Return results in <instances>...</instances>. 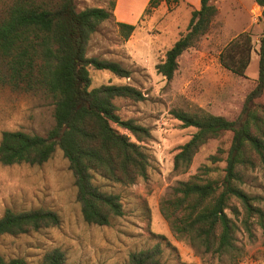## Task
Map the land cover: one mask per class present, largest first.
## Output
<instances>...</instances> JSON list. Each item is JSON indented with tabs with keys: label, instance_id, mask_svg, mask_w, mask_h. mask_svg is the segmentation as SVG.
<instances>
[{
	"label": "trees",
	"instance_id": "16d2710c",
	"mask_svg": "<svg viewBox=\"0 0 264 264\" xmlns=\"http://www.w3.org/2000/svg\"><path fill=\"white\" fill-rule=\"evenodd\" d=\"M161 1L150 0L146 11ZM165 1L178 4L184 0ZM255 2L262 8L263 21L259 74L238 117L230 120L204 110L172 111L184 127L196 128L176 153L175 170L187 171L201 147L226 131L232 132L231 145L226 151L218 149L209 157L211 164L202 165L188 179L179 181L160 201V211L178 237L202 246L207 253L227 254L234 262L245 256L236 243L237 231L244 229L251 236L254 224L264 226V208L243 187L248 169L257 165L264 169V104L257 101L264 93V0ZM115 3L112 0L108 8L80 9L78 0H0V85L50 96L55 119L45 135L4 130L0 162L40 165L59 147L69 161L83 218L96 225H109L113 217L124 214V206L119 194L105 191L94 182V174L131 185L139 178H147L150 165L142 144L150 137V130L134 119H124L114 101L118 97L141 100L143 92L131 84L92 87L91 67L109 70L119 77L131 75V70L118 61L87 55L92 35L102 22L114 16ZM217 13L214 0H201L199 8L193 7L186 32L157 63L158 73L173 78L179 56L210 30ZM117 24L126 38L135 29L132 24ZM253 50L251 33L240 32L220 52V63L244 76ZM221 161L225 162L224 173L215 175ZM60 222L59 213L52 209L17 212L7 208L0 217V237L29 233ZM161 253V246L156 244L132 252L127 264H162ZM0 264L31 263L20 256L6 259L0 253ZM41 264L78 263H68L65 251L54 247L44 253Z\"/></svg>",
	"mask_w": 264,
	"mask_h": 264
},
{
	"label": "rangeland",
	"instance_id": "374dc122",
	"mask_svg": "<svg viewBox=\"0 0 264 264\" xmlns=\"http://www.w3.org/2000/svg\"><path fill=\"white\" fill-rule=\"evenodd\" d=\"M111 1L78 0V5L80 9L109 7ZM214 3L218 13L210 30L179 56L178 68L171 79L158 73L156 65L186 32L195 6L186 0L178 4L161 1L144 13L139 22L143 36L138 42L135 39L134 45L130 36L122 34L113 17L101 23L92 35L87 55L118 61L131 70V75L119 77L109 70L91 67L92 87L131 84L143 92L141 100L118 97L114 101L124 119H134L150 130V137L142 141L149 155L148 176L134 184L122 185L95 173L94 182L105 191L119 194L124 206V214L113 217L109 225H96L83 218L69 161L59 147L40 165L0 162V217L7 208L20 212L40 207L55 210L61 217L55 226L2 235L0 253L6 259L20 256L31 264H41L47 250L60 247L68 263L127 264L132 252L159 244L162 264H264V226L254 224L251 236L244 229L237 231L236 243L245 256L234 262L227 254L207 253L202 246L178 237L160 211V201L173 187L202 165L211 164L209 157L218 149L228 150L233 136L226 131L211 139L195 155L187 171H177L174 157L196 128L184 127L172 111L204 110L235 119L257 82L263 28L261 6L255 0H214ZM243 31L251 33L254 50L246 74L240 76L222 66L219 54ZM257 101L264 104V93ZM53 112L54 101L45 93L0 85V139L4 130L45 135L55 124ZM222 155L225 157L226 153ZM218 165L220 169L215 175L224 173L225 162ZM243 187L264 208V169L260 165L248 169Z\"/></svg>",
	"mask_w": 264,
	"mask_h": 264
},
{
	"label": "crops",
	"instance_id": "0c3cea01",
	"mask_svg": "<svg viewBox=\"0 0 264 264\" xmlns=\"http://www.w3.org/2000/svg\"><path fill=\"white\" fill-rule=\"evenodd\" d=\"M150 0H116L115 8L113 10L114 20L116 22H122L126 24L135 25V29L130 35V43L135 44V39L138 42L139 37H142L141 27L139 22L142 21V17L146 11V8ZM191 3L196 8H199L201 5V0H186ZM100 7L107 8V5H100ZM134 42V43H132ZM138 45L135 46L137 48Z\"/></svg>",
	"mask_w": 264,
	"mask_h": 264
}]
</instances>
